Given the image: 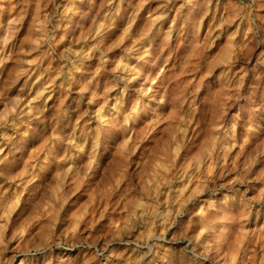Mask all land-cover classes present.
Wrapping results in <instances>:
<instances>
[{
    "label": "rangeland",
    "instance_id": "374dc122",
    "mask_svg": "<svg viewBox=\"0 0 264 264\" xmlns=\"http://www.w3.org/2000/svg\"><path fill=\"white\" fill-rule=\"evenodd\" d=\"M154 221L157 264H264V0H0V264H128Z\"/></svg>",
    "mask_w": 264,
    "mask_h": 264
},
{
    "label": "clouds",
    "instance_id": "9594fccd",
    "mask_svg": "<svg viewBox=\"0 0 264 264\" xmlns=\"http://www.w3.org/2000/svg\"><path fill=\"white\" fill-rule=\"evenodd\" d=\"M52 43H55V37H51ZM147 55V52L144 53ZM81 71L80 68L78 67H72L69 69L67 73H64L66 80L68 81L67 88L72 87V81L74 80L73 72H79ZM99 69H97V72ZM91 81H89L90 83ZM63 84V81H62ZM112 87H115L113 85ZM239 87V86H237ZM81 92L87 91V88H81ZM147 95L146 92H142L141 96ZM239 98V97H237ZM136 107H133L130 111L132 113H137L138 114V107L141 103L140 100H137L134 102ZM61 104H63V101H61ZM120 101L117 100L116 104L113 106V113L109 114L108 117H106V121L115 119V115L120 113ZM127 111V110H126ZM124 123H128L127 120L124 121ZM229 130L225 129L224 133L221 134L222 138L228 135ZM102 132H97V136L101 135ZM256 157H253V160H255ZM224 187V186H221ZM209 195L203 200V202L200 204V209H201V218L199 221V227L201 230V234L203 233H209L210 232V226L211 223L213 222L214 217H228L231 215V203L236 199V196L230 192V191H225L220 193L219 196L216 195V192L218 191L217 188L213 187L212 189H209ZM241 200L243 202V198L241 197ZM249 205L247 203H244V208L243 210L246 211L248 209ZM176 215L182 214V208H176L175 210ZM153 227L154 230L151 234L150 237H144L141 236L137 240H129L125 241L126 243H135L137 245V249H134V251H138L139 249H146L145 251L139 252L137 258L135 260H129L128 264H157V258L154 255V245L148 243V240L154 239V240H162L163 236L162 235H157V229H159L160 225L157 224L155 221L153 222ZM166 230V229H165ZM211 239V235H210ZM143 241V243H141ZM81 242H83V239H81ZM54 245L56 247H67V246H73L76 242L73 241L72 244H69L68 241H62L59 238L54 239L53 241ZM92 245H90L91 247ZM206 249L211 248V244H208L205 246ZM194 255H200V253H193ZM206 256V254H205ZM207 258V257H206ZM20 264H24V261L22 260ZM45 264H52V260H46ZM69 264H71V261H69ZM84 264H88V261H85ZM172 264H190L189 259L184 256H178L176 257L173 261Z\"/></svg>",
    "mask_w": 264,
    "mask_h": 264
},
{
    "label": "bare ground",
    "instance_id": "6f19581e",
    "mask_svg": "<svg viewBox=\"0 0 264 264\" xmlns=\"http://www.w3.org/2000/svg\"><path fill=\"white\" fill-rule=\"evenodd\" d=\"M99 111V110H98ZM101 118V117H100Z\"/></svg>",
    "mask_w": 264,
    "mask_h": 264
}]
</instances>
